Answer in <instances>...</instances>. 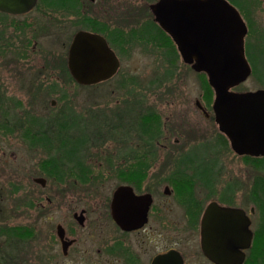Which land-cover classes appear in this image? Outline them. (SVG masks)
Wrapping results in <instances>:
<instances>
[{
	"label": "flooded vegetation",
	"instance_id": "obj_1",
	"mask_svg": "<svg viewBox=\"0 0 264 264\" xmlns=\"http://www.w3.org/2000/svg\"><path fill=\"white\" fill-rule=\"evenodd\" d=\"M253 4L249 1L233 4L246 26L244 52L251 71L247 79L252 75L264 76V52L259 53V45L248 39L253 33V20L246 11ZM3 8L0 6V88H8L14 78L21 89L41 88V91L46 90L47 96L59 92L62 103L65 100L59 105V113L48 119L50 132L37 133L41 140L34 149L44 157L38 164L41 175L33 182L41 188L46 187L48 180L61 186L69 178L73 185L104 183L105 180L116 184L109 198L34 194L22 204L20 202L18 211L24 206L32 215L29 230L34 264H217L209 259L203 248L208 232L204 221L209 213L224 210H232L235 222L230 220V227L229 219L224 220L223 247L228 251L229 244L237 245L236 249L243 253L241 264H264L260 251L264 242V198L255 195L240 198L239 186L234 187L228 181L218 187L219 164L203 162L194 153L195 146L179 148L178 140L172 142L164 135L161 121L156 125L157 131L148 136L149 127H155H148L144 122L143 97H135L132 93L136 85L131 83L135 87L129 92L132 98L124 100V105L111 109L105 105L110 114L104 113L102 108L97 109L98 122L92 125V131L88 129L92 121L87 117H69V76L80 88L116 89L111 82L120 66L112 77L95 84L76 82L68 67L69 48L79 31L101 35L120 61L104 34L97 28L78 29L69 40L67 0H60V3L35 0L29 9L19 13ZM57 13L61 14V20L49 17ZM41 17L51 22L38 36L37 20ZM46 38H54V41L40 42ZM52 42L60 43V50H53ZM184 64L195 72L191 64ZM246 81L232 90L237 91ZM119 87L126 85L119 84ZM197 103L208 118L209 113ZM50 105L58 108V101L51 100ZM155 113L160 117L157 111ZM34 118L31 114L30 124L35 129ZM69 136L82 139V145L67 147ZM92 137L97 138V143L107 145L111 142L114 146L90 147L88 139ZM134 140L141 142L134 144ZM135 154L140 155L134 158ZM148 157L155 159L149 161ZM165 158L166 162H159ZM167 171L171 172L168 176ZM121 186L131 188L134 196L141 198H113ZM162 186L163 194L158 195ZM201 190L207 193L205 197L197 194ZM211 194L214 198H210ZM245 221L247 230L243 226ZM14 239L21 238L14 236ZM227 257L228 254L226 260ZM6 259L13 262L15 257Z\"/></svg>",
	"mask_w": 264,
	"mask_h": 264
},
{
	"label": "rangeland",
	"instance_id": "obj_2",
	"mask_svg": "<svg viewBox=\"0 0 264 264\" xmlns=\"http://www.w3.org/2000/svg\"><path fill=\"white\" fill-rule=\"evenodd\" d=\"M156 1L67 0L66 25L69 40L78 29L97 28L108 38L120 58L119 73L111 82L116 85V89L105 87L109 89L96 91L80 88L69 76L68 115L87 117L93 122H89L88 128L92 131V125L98 122L97 109L102 108L104 113L110 114L107 108L124 105V100L130 101L132 97L129 92L135 88L132 85L134 84L136 89L132 93L136 94L135 97L137 95L143 97L147 109L146 111L144 109L146 116L144 122L148 127H155H149L148 136L152 135V131H157L156 125L161 121L164 135L169 136L172 142L178 140L179 148L195 146L194 153L199 155L203 162L214 161L219 164L221 170L218 187L228 181L234 187L239 186L237 193L240 198H251L256 178L263 175L258 168L261 163L253 162V159L250 161L247 156L235 154L228 139L219 131L212 111L214 92L207 82V77L202 73L194 72L184 64L172 39L165 32H163L165 35L162 34V30L158 31L150 12V6ZM228 1L232 6L247 1L254 3L246 11L253 20V33L248 39L259 45V53L264 52V0ZM52 2L60 3V0H52ZM49 17L53 20H61L60 13ZM62 21L65 22L64 19ZM49 22L51 20L47 17L37 20L38 36L44 33L42 30ZM51 39L46 38L40 42L44 41L45 44ZM50 46L53 50L61 48L60 43L55 45V42ZM205 83L207 86L204 85ZM119 84H125L126 87H119ZM9 85L8 88H0V228L9 227L18 232L22 231L24 238L15 235L21 238L15 240L14 237L8 238L0 234V264H34L31 259L33 245L30 237L32 215L24 206L18 211L20 202L22 204L34 194L55 197L68 195L71 198H109L116 184L105 180L104 183L73 185L69 178L61 186L50 180L45 188L36 186L33 179L41 175L38 164L44 157L41 152L34 149L35 146H39L36 144L40 138L37 133L50 132L48 119L56 112L59 113V105L62 101L59 92L57 95L47 96L46 90L41 91V88L21 89L14 78H11ZM263 88L264 76L252 75L235 91L254 92L258 89L264 90ZM51 100L58 101V108H52ZM196 102L206 109L209 113L208 118L202 114ZM105 105L109 107L106 108ZM155 110L160 117L155 116ZM31 114L35 116V129L30 124ZM96 139L89 138L88 146H114L111 142H107V145L97 143ZM140 142L134 140V144ZM139 155L135 154L133 157L138 158ZM148 158L149 161L155 159ZM251 158H255L258 162L261 160V157ZM165 160L166 158L159 162H166ZM170 173L167 171L166 176ZM164 186L158 189V195L163 194ZM197 194L205 197L207 193L201 190ZM210 198H214L213 194ZM17 226L21 227L18 229ZM7 242L9 243L6 246ZM15 242L18 244L16 245ZM260 246L261 256L264 258V242ZM9 257H15V260L13 262L7 260L6 258Z\"/></svg>",
	"mask_w": 264,
	"mask_h": 264
},
{
	"label": "water",
	"instance_id": "obj_3",
	"mask_svg": "<svg viewBox=\"0 0 264 264\" xmlns=\"http://www.w3.org/2000/svg\"><path fill=\"white\" fill-rule=\"evenodd\" d=\"M34 3L35 0H0V6L13 13L23 12ZM150 10L154 21L175 43L183 62L191 64L195 72L205 73L214 92L215 122L231 149L239 156L263 157L264 90L232 91L251 72L244 52L246 26L238 10L228 0H157ZM119 66V59L101 35L85 31L75 34L68 67L76 82L98 83L112 77ZM113 198L141 197H135L131 188L121 186ZM226 219L232 227V210L212 212L205 217L204 228L208 232L203 248L217 264H241L243 253L237 245L229 244L227 251L221 244ZM246 225L245 221V230Z\"/></svg>",
	"mask_w": 264,
	"mask_h": 264
},
{
	"label": "trees",
	"instance_id": "obj_4",
	"mask_svg": "<svg viewBox=\"0 0 264 264\" xmlns=\"http://www.w3.org/2000/svg\"><path fill=\"white\" fill-rule=\"evenodd\" d=\"M237 1L238 0H235V2H237ZM156 28L158 29V31L161 32V28L159 26L156 25ZM162 34H164V33L162 32ZM204 85L207 86L206 83ZM38 140H41V139H38ZM82 141H83L82 139H78V138H74V137L69 136V138L67 140V144H65V145L69 148H78L79 146L82 145V143H80ZM247 158H250V161L253 159L252 160L253 162L257 161V163H261V165L258 168L260 169L261 173H263V175L261 177L256 178V182L254 183L255 186L252 189L251 193L253 195H255L256 198H264V158H261V160L259 162H258V160H255V158H251L249 156H247ZM0 234H3L9 238L14 237L15 235H19L22 238H24L22 231L18 232L16 229L9 228V227L0 228Z\"/></svg>",
	"mask_w": 264,
	"mask_h": 264
}]
</instances>
